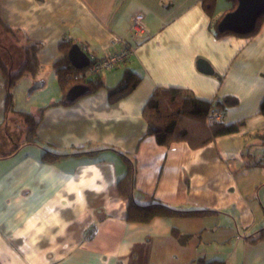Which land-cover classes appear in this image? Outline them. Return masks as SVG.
I'll list each match as a JSON object with an SVG mask.
<instances>
[{
  "label": "crops",
  "instance_id": "obj_1",
  "mask_svg": "<svg viewBox=\"0 0 264 264\" xmlns=\"http://www.w3.org/2000/svg\"><path fill=\"white\" fill-rule=\"evenodd\" d=\"M228 8L225 0H214L211 14L203 0H0V35L24 60L26 46L38 47L29 84L56 87L25 104L16 83L6 111L0 69V264H264V21L251 37H216L213 23ZM136 15L141 38L130 33ZM113 37L129 40L135 53L100 81L113 87L131 72L140 78L132 93L110 103L101 88L54 105L62 98L53 68L59 44L101 59ZM5 55L8 72H20L24 62L14 70ZM198 60L212 72H200ZM156 88L186 89L206 102L235 98L219 122L244 126L200 147L159 146L142 117ZM24 114L40 117L33 133ZM44 148L67 156L50 161ZM120 154L133 162L138 205L216 214L126 222L128 201L116 187L126 169ZM173 228L189 236L185 244Z\"/></svg>",
  "mask_w": 264,
  "mask_h": 264
},
{
  "label": "trees",
  "instance_id": "obj_2",
  "mask_svg": "<svg viewBox=\"0 0 264 264\" xmlns=\"http://www.w3.org/2000/svg\"><path fill=\"white\" fill-rule=\"evenodd\" d=\"M229 4V8L225 13L220 16L214 23L213 28L215 30L216 37H223L226 35H232L230 32H219L217 25L223 18V16L235 10L237 6L236 0H225ZM203 6L208 14H211L214 7V0H203ZM264 21V14L261 15L255 24L252 32L246 35H236L239 37H251L255 35ZM8 32V30H4ZM235 35V34H233ZM73 44L68 41H62L58 49L62 52V58L58 60L53 68L57 77L58 87L62 93V98L54 105H71L78 99L95 93L99 89L103 88L107 90L108 100L110 103L116 102L128 96L137 87L140 82V78L135 74L125 71L122 78L113 87H105L100 77H97L86 82L75 81L73 75L76 73L73 67L70 66L67 60V53ZM38 51L37 45H28L25 48V60L20 72L11 74L8 72L7 67L2 62L0 56V69L6 79V98H5V110L12 111L13 108V96L12 89L14 88L16 81L26 73L30 77H35L38 65L36 60V53ZM76 85H82L87 87V93L81 96H77L70 102L65 100L66 94ZM237 106V100L232 97H224L220 101L206 102L196 99L192 93L186 89L179 88H156L145 102L142 108V117L147 125L148 136H153L156 143L159 146L168 147L174 142L186 141L192 147H200L206 145L209 141H213L217 137L234 134L238 132L243 126L244 121H239L233 124L225 125L222 122H215L212 125L206 124V119L210 112L217 109L223 113L228 108ZM258 114L264 116V98L262 99ZM38 116V115H37ZM35 115L24 114L25 122L29 126V133L34 132L36 125ZM40 118L39 116L37 117ZM264 143V142H263ZM43 157H47L48 160H57L67 155H57L45 148L43 149ZM126 164V169L123 177H121L116 187L120 195L125 197L128 201L126 208L125 221L128 223L147 224L155 218H177V219H193L201 218L208 215L216 214V212L200 210V211H184L178 210L166 205H163L156 201H151L148 205H138L136 202V196L139 194L134 185L135 174L133 162L128 156L120 154ZM171 235L179 241L181 244H185L189 236L180 233L177 229L171 230ZM263 238L262 235L251 239V243H255ZM250 239V238H249ZM196 264H225L223 261H203L198 260Z\"/></svg>",
  "mask_w": 264,
  "mask_h": 264
},
{
  "label": "water",
  "instance_id": "obj_3",
  "mask_svg": "<svg viewBox=\"0 0 264 264\" xmlns=\"http://www.w3.org/2000/svg\"><path fill=\"white\" fill-rule=\"evenodd\" d=\"M237 6L234 11L223 16L217 25L219 32H230L236 35H246L252 32L257 19L264 14V0H236ZM67 60L75 70H81L89 63L87 55L81 50L80 46L74 44L67 53ZM198 70L204 74L212 72L208 63L198 60ZM43 82H34L28 91V95L40 89ZM87 93V87L82 85L74 86L65 96L67 102L72 101L77 96Z\"/></svg>",
  "mask_w": 264,
  "mask_h": 264
},
{
  "label": "built area",
  "instance_id": "obj_4",
  "mask_svg": "<svg viewBox=\"0 0 264 264\" xmlns=\"http://www.w3.org/2000/svg\"><path fill=\"white\" fill-rule=\"evenodd\" d=\"M130 33L132 36L141 38L145 33L142 15H136L131 19ZM112 50L104 58L98 59L93 55L88 57L89 63L86 67L76 71L72 76L75 81L86 82L95 79L104 73L111 72L118 66L126 64L135 53L134 45L125 38L113 37L110 41ZM222 113L217 109L210 112L206 119L207 125L219 122ZM264 162V158L262 159Z\"/></svg>",
  "mask_w": 264,
  "mask_h": 264
},
{
  "label": "rangeland",
  "instance_id": "obj_5",
  "mask_svg": "<svg viewBox=\"0 0 264 264\" xmlns=\"http://www.w3.org/2000/svg\"><path fill=\"white\" fill-rule=\"evenodd\" d=\"M220 3V2H219ZM9 38H5L0 35V56L2 57V61L4 63H9V58H6V55L4 57L5 51H9L12 60H13V66L14 70H17L19 66L24 62L23 53L20 51L18 46L12 45L10 41H7ZM6 45V46H5ZM4 47V49H2ZM29 77L26 73H24L17 81V85L19 86V92H20V99L22 103L25 104H31L33 102H38V100H41L43 98V94H50L55 91V86L48 85L46 92H42L41 90L34 91V95H28V91L32 84H29ZM38 96H41V98L38 99Z\"/></svg>",
  "mask_w": 264,
  "mask_h": 264
}]
</instances>
